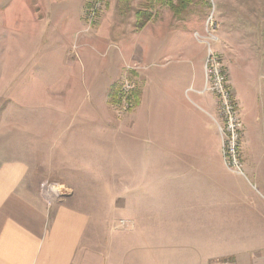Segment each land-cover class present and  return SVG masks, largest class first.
<instances>
[{
  "label": "rangeland",
  "instance_id": "1",
  "mask_svg": "<svg viewBox=\"0 0 264 264\" xmlns=\"http://www.w3.org/2000/svg\"><path fill=\"white\" fill-rule=\"evenodd\" d=\"M90 1L0 0V132L21 128L29 132L31 117L44 119L40 125L44 128L55 115H91L92 99L106 95L110 83L122 86L131 80L135 94L140 93L138 70L134 74L128 67L131 30L137 28L140 11L160 16L170 28L164 31L163 43L150 42V57L156 60L150 72L155 81L161 80V92L168 96L165 120L161 126L152 125L150 133L141 126L130 135L133 146L129 151L134 154L125 155L121 163L140 171L154 160L146 152L167 150L169 161L175 159L171 157L175 151L188 163L166 180L180 182L182 188L166 189L168 212L164 213L168 215L162 221L150 215V221L143 222L141 216L137 222L145 224V229L128 234L132 216L127 210L125 174L104 172L99 179L86 174L87 181L73 190L95 218L86 257L93 264H264V0H197L182 15L190 18L185 24L192 30L184 29V23L176 25L167 5L151 0H103L90 23ZM81 7L83 17L78 20ZM180 48L194 53L196 87L200 86L199 99L193 90L185 92L189 103L179 97L190 72V68L180 71L175 58ZM209 50L220 60L231 94L229 102L242 124L237 164L224 155L227 136L222 131V101L209 89L205 69ZM140 70L144 72L143 64ZM66 80L74 87L68 94L70 108L59 111L60 102L54 100L62 94L49 90ZM170 94L177 95L176 99ZM121 104V100L108 103L98 111L111 122L126 124L136 106L124 111ZM127 131L125 127L123 133ZM196 149L207 150L209 156H185ZM209 149L221 158L207 163L213 159ZM112 160L102 157L103 165ZM138 182L142 184V179ZM188 183L191 189L185 188ZM176 194L191 200L178 211L199 210V216L193 213L185 221L170 216L176 210Z\"/></svg>",
  "mask_w": 264,
  "mask_h": 264
},
{
  "label": "crops",
  "instance_id": "2",
  "mask_svg": "<svg viewBox=\"0 0 264 264\" xmlns=\"http://www.w3.org/2000/svg\"><path fill=\"white\" fill-rule=\"evenodd\" d=\"M77 14V19H82L83 7L79 8ZM172 17L176 25L184 23V29H191L185 24L190 20L187 16L173 14ZM80 27L81 24L78 31ZM167 27L162 17L154 15L142 29L133 27L131 30L132 38L127 47L131 58L128 67L133 69L134 74V69L138 70L142 87L139 103L135 104L132 117L126 124L115 120L111 122L98 111L111 104L107 94L115 83H108L106 95L92 99L91 115H55L48 119L44 128H40L44 119L31 117L29 132H24L22 128L14 133L0 132V264H93L90 259L88 261L86 252L89 248L87 237L95 218L86 207L87 202L73 192L87 181L86 174H94L93 179H99L104 172L125 174L127 210L132 216L128 219V234L134 233L136 228L145 229V224L141 226L137 222L141 216L145 222L150 221V215L158 221L168 215L164 213L168 212L164 207L166 189H180L182 184L169 182L166 177L186 168L183 164L188 163L187 160L181 159L184 156L173 151L171 157L175 159L168 161L165 158L167 150L146 152L154 160L140 171L121 163L125 155L134 154L132 149L129 151V146H133L130 145V135H135L141 126L150 133L152 125L161 126L165 120L162 117L165 116L163 109L168 96L161 92V80L155 81L150 72L156 64V60L150 57L153 53L150 42L160 45L161 40L165 39ZM175 58L181 65V72L190 68L188 81L179 97L188 102L185 92L191 89L199 99L200 86L196 87L198 74L193 66L194 53L180 48ZM142 64L144 72L140 70ZM67 77L70 78V75ZM69 83L66 80L61 87L55 86L49 90L62 94L60 99L54 100L60 102L56 107L59 111L70 108L68 94L74 87L71 88ZM176 97L170 94L172 100ZM152 117H156L155 121H151ZM118 124L121 127L117 130ZM125 127L129 130L126 134L123 133ZM119 131L121 133H117ZM209 150L213 159L208 158L207 163H213L220 154ZM207 152L196 149V152L185 156L199 157L203 153L209 156ZM103 156H111L114 160L111 164L103 165ZM137 173L142 174L141 177ZM139 179H142V184L138 182ZM185 188L191 189L192 185L188 183ZM183 196L175 195L173 201L176 210L169 215L185 221V218L193 217L194 212L188 209L178 211L179 206L186 208L191 201ZM136 205L141 207L136 208ZM195 212L194 216H199V210Z\"/></svg>",
  "mask_w": 264,
  "mask_h": 264
},
{
  "label": "built area",
  "instance_id": "3",
  "mask_svg": "<svg viewBox=\"0 0 264 264\" xmlns=\"http://www.w3.org/2000/svg\"><path fill=\"white\" fill-rule=\"evenodd\" d=\"M103 7V0H95L88 9V21L93 23L99 11ZM206 75L209 89L217 94L222 101V110L225 119V127L222 131L227 136V142L224 146V155L229 162L238 163L239 140L241 138L242 124L236 116L234 106L229 102L230 91L226 85V76L221 68L220 60L217 54L209 50L206 59ZM136 85L131 80H126L121 86V106L122 110L127 111L134 105L132 95ZM59 193V192H57Z\"/></svg>",
  "mask_w": 264,
  "mask_h": 264
},
{
  "label": "trees",
  "instance_id": "4",
  "mask_svg": "<svg viewBox=\"0 0 264 264\" xmlns=\"http://www.w3.org/2000/svg\"><path fill=\"white\" fill-rule=\"evenodd\" d=\"M95 0H91L87 4V8H90ZM151 1H156L160 4H165L167 5L171 11L176 15V16H181L183 15L193 4L197 2V0H151ZM152 14L151 13H143L140 11L138 13V23H137V28L142 29L148 21L152 19ZM110 102L111 104H117L120 102L121 99V86L119 84H115L112 86L110 94ZM133 102L134 104L139 103V92L135 94V92L132 95Z\"/></svg>",
  "mask_w": 264,
  "mask_h": 264
}]
</instances>
